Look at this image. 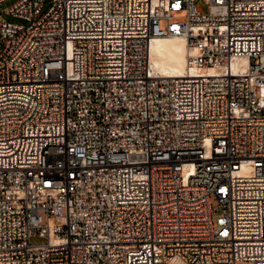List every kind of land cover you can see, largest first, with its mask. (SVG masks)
Masks as SVG:
<instances>
[{"label":"built area","instance_id":"obj_1","mask_svg":"<svg viewBox=\"0 0 264 264\" xmlns=\"http://www.w3.org/2000/svg\"><path fill=\"white\" fill-rule=\"evenodd\" d=\"M205 1L0 13V264H264V0Z\"/></svg>","mask_w":264,"mask_h":264},{"label":"bare ground","instance_id":"obj_2","mask_svg":"<svg viewBox=\"0 0 264 264\" xmlns=\"http://www.w3.org/2000/svg\"><path fill=\"white\" fill-rule=\"evenodd\" d=\"M195 52L190 50L184 37L168 35L155 37L151 43V66L153 70L163 77H183L186 73L196 75L197 73L216 72V68H200L189 66V55ZM240 62H235L234 67L238 68Z\"/></svg>","mask_w":264,"mask_h":264},{"label":"rangeland","instance_id":"obj_3","mask_svg":"<svg viewBox=\"0 0 264 264\" xmlns=\"http://www.w3.org/2000/svg\"><path fill=\"white\" fill-rule=\"evenodd\" d=\"M18 0H7V1H4L0 4V13H1V17L3 19H5L6 21H10V22H14V23H25L24 20L22 19H19V18H16V17H13L9 14H6L4 12V10L8 9L10 6H12L15 2H17ZM196 6L198 8H200L202 10V12L204 14L208 13L209 12V6L207 4V2L205 0H196L195 2ZM47 10V6L46 8L44 9V12ZM186 12L182 13V14H179V15H175L174 16V20L176 21H186ZM3 46L1 45L0 48H2ZM219 211V210H217ZM30 244L31 245H41V244H44L47 242V239L46 238H43V237H40L39 235H34L30 238L29 240Z\"/></svg>","mask_w":264,"mask_h":264}]
</instances>
